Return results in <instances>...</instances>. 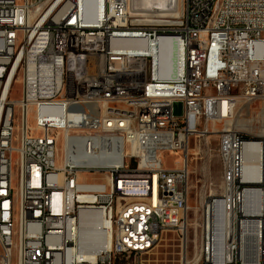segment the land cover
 Listing matches in <instances>:
<instances>
[{
  "label": "built area",
  "instance_id": "2783aa9c",
  "mask_svg": "<svg viewBox=\"0 0 264 264\" xmlns=\"http://www.w3.org/2000/svg\"><path fill=\"white\" fill-rule=\"evenodd\" d=\"M164 1L147 20L128 0H0V264H145L168 230L179 264H264V0ZM211 134L220 180L200 191L189 253V149ZM160 149L180 165L158 166ZM84 208L108 238L93 260L79 255Z\"/></svg>",
  "mask_w": 264,
  "mask_h": 264
},
{
  "label": "rangeland",
  "instance_id": "374dc122",
  "mask_svg": "<svg viewBox=\"0 0 264 264\" xmlns=\"http://www.w3.org/2000/svg\"><path fill=\"white\" fill-rule=\"evenodd\" d=\"M144 23V22H143ZM15 97H19V92L15 91ZM248 108V107H247ZM254 116L260 109L259 103H254L249 108ZM32 120V118H31ZM218 137L215 134L205 137L194 138L189 149V198H188V240L187 251H192V231L196 222L200 218L199 194L201 190H208L211 187L215 191L218 187L221 165L217 157ZM15 159V155H13ZM180 156L174 154H164L167 166L180 165ZM15 169V167H14ZM83 178L89 181L102 180L96 175H84ZM211 183V186H210ZM182 243L174 230L164 231L158 242L146 254L142 256L145 264H179Z\"/></svg>",
  "mask_w": 264,
  "mask_h": 264
},
{
  "label": "bare ground",
  "instance_id": "6f19581e",
  "mask_svg": "<svg viewBox=\"0 0 264 264\" xmlns=\"http://www.w3.org/2000/svg\"><path fill=\"white\" fill-rule=\"evenodd\" d=\"M127 8L130 15H141L147 20H149V15H164L166 13L164 0H128ZM135 44L139 49H147L143 43ZM127 45L132 44L128 43ZM158 46H160L156 55L158 76L160 78L172 77L176 69L174 44L168 40L160 39ZM17 112H25V104H18ZM69 113H76V106H69ZM237 124H244V116H237ZM176 125H184V116H176ZM226 126L227 130H234V123H227ZM49 147H56V140H49ZM165 153L171 154L172 149H160V152L155 154V162L158 166H167L164 160ZM248 160L249 165L252 166L255 159L251 157ZM137 175H144V168H137ZM79 223V255L85 259L93 260L108 241L102 216L98 211L84 208L79 213ZM247 234H256V227H247ZM28 241H30V234H22L21 246H28ZM199 264L211 263L200 262Z\"/></svg>",
  "mask_w": 264,
  "mask_h": 264
},
{
  "label": "water",
  "instance_id": "95a60500",
  "mask_svg": "<svg viewBox=\"0 0 264 264\" xmlns=\"http://www.w3.org/2000/svg\"><path fill=\"white\" fill-rule=\"evenodd\" d=\"M181 106V104L179 103V102H176V103H174V112L175 113H179L180 112V110H179V108L178 107H180Z\"/></svg>",
  "mask_w": 264,
  "mask_h": 264
}]
</instances>
